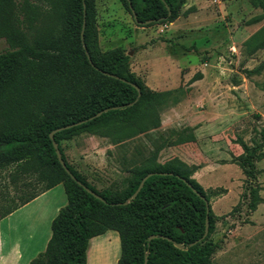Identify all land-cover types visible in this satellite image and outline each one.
<instances>
[{"label":"trees","instance_id":"16d2710c","mask_svg":"<svg viewBox=\"0 0 264 264\" xmlns=\"http://www.w3.org/2000/svg\"><path fill=\"white\" fill-rule=\"evenodd\" d=\"M120 2L137 26L150 27L173 23L185 0ZM257 4L264 12V0ZM1 39L7 49L0 53V172L8 170L12 184L21 178L33 181L24 182L20 195L0 208V220L58 185L66 195V205L51 223L46 248L29 264H86L90 240L108 231L119 237L117 264H144L147 253V264H212L215 245L209 238L216 217L210 199L217 195L207 194L193 178L197 167L179 159L161 164L152 156L127 171L123 187L98 191L66 161L62 141L80 134L116 145L158 128L159 111L176 93L147 89L130 71V58L120 47L100 49L95 0H0ZM248 45L252 51L264 49V27ZM132 85L139 88V98ZM101 111L95 119L55 133L54 141L69 172L104 201L64 171L49 138L52 131ZM239 145L245 154L239 166L254 181V161L264 158L263 143L253 148L243 141ZM149 173L156 174L133 199ZM259 190H248L249 211L263 202ZM206 217L208 234L201 240ZM151 236L155 238L149 241Z\"/></svg>","mask_w":264,"mask_h":264},{"label":"rangeland","instance_id":"374dc122","mask_svg":"<svg viewBox=\"0 0 264 264\" xmlns=\"http://www.w3.org/2000/svg\"><path fill=\"white\" fill-rule=\"evenodd\" d=\"M193 3L201 4L199 13ZM95 10L100 49L120 47L147 89L176 93L159 111L158 128L122 144L85 133L62 141L67 163L98 191L120 188L134 165L152 156L161 164L178 159L175 147L195 141L197 133L195 149L186 155L198 164L192 167L205 169L194 179L217 195L210 199L216 217L209 238L215 245L212 264H264V158L254 161V181L239 166L245 156L239 141L249 148L263 143L264 153V49L248 45L264 27L257 0H185L170 30V23L137 26L120 0H95ZM6 49L1 39L0 53ZM182 104L187 108L179 115L171 111ZM8 173L0 172V208L33 181L12 184ZM256 186L263 202L249 211L248 190ZM92 246L99 264H111L120 254L117 239L99 237Z\"/></svg>","mask_w":264,"mask_h":264},{"label":"crops","instance_id":"0c3cea01","mask_svg":"<svg viewBox=\"0 0 264 264\" xmlns=\"http://www.w3.org/2000/svg\"><path fill=\"white\" fill-rule=\"evenodd\" d=\"M192 5L195 6V13H199L202 9L201 4L193 3ZM173 26L176 27V23L168 24L167 29L170 30ZM167 62L172 64L170 58ZM186 108L187 105L182 104L172 108L171 111L177 114ZM188 125L193 126L191 124ZM194 136L195 141L175 147L177 152L175 157L185 162L188 166H198L191 160L192 158L187 156L189 153H193L196 141H198L197 133ZM201 169L199 168L194 173L193 178H197L198 171ZM204 170H201V172H204ZM61 188H63L62 185H58L48 190L0 220V264H29L32 259L44 251L51 236V223L58 212L66 205L64 190ZM99 237L115 241L117 239L119 242L117 233L113 231L92 238L87 250L86 264H99L98 259L94 260L91 256L92 244ZM119 256L114 254L111 264H117Z\"/></svg>","mask_w":264,"mask_h":264},{"label":"water","instance_id":"95a60500","mask_svg":"<svg viewBox=\"0 0 264 264\" xmlns=\"http://www.w3.org/2000/svg\"><path fill=\"white\" fill-rule=\"evenodd\" d=\"M132 13H133V12H132ZM133 18H134V19L136 18L135 14H133ZM145 24H149V22H147V23H145ZM132 87H134V88L137 90V98H139V97H140V90H139V88H138L137 86H135V85H132ZM113 109H116V107L113 108ZM104 112H105V111H101V112H99L98 114H96V115L90 117L88 120L81 121V122L76 123V124H74V125H69V126H65V127L59 128V129H57V130H55V131H52V132L49 134V138H50V140H51V142H52V146H53V149H54V151H55V154H56V157H57V160H58L60 166H61V167L64 169V171H65V172L71 177V179H73V180H74V181H75L80 187H82V188H83L88 194L92 195L93 197H95L96 199H98V200H100V201H104V200H103L99 195H97L96 193H94L93 191H91L90 189H88L86 186H84L83 184H81V182H79L78 180H76V178H75V177L69 172V170L67 169V167H66V165H65V163H64V161H63V159H62V156H61V153H60V151H59L58 145H57V143L54 141V134L57 133V132L63 131V130H67V129L72 128V127H74V126H78V125H80V124H82V123H85L86 121H90V120H92V119H95V118H97L98 116H100V115H101L102 113H104ZM155 174H156V173H149V174H147V175L141 180V182L139 183V186L137 187L136 191H135V192L133 193V195H132V198H133V199H134V198L137 196V194L140 192V190H141V188H142L144 182H145L149 177H151L152 175H155ZM162 175H165V173H162ZM170 175H171V174H170ZM196 194H197V195H198L203 201H205L206 207H208L209 203L205 200V198H204L203 196H201V195H200L199 193H197V192H196ZM124 204H127V202H125ZM208 226H209L208 218L206 217V221H205V230H204V234H203L201 240H203V239L207 236V234H208ZM154 238H155V236H151V237H149V241L152 240V239H154ZM194 244H195V243H194ZM176 247L181 249V246H180L179 244H177ZM147 256H148V253L145 255V258H144V264H147Z\"/></svg>","mask_w":264,"mask_h":264}]
</instances>
